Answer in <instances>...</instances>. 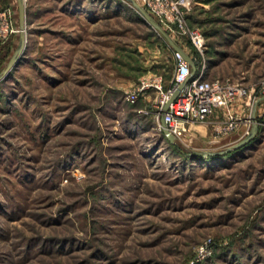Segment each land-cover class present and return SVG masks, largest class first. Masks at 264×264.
<instances>
[{
  "label": "rangeland",
  "instance_id": "374dc122",
  "mask_svg": "<svg viewBox=\"0 0 264 264\" xmlns=\"http://www.w3.org/2000/svg\"><path fill=\"white\" fill-rule=\"evenodd\" d=\"M134 1L205 78L264 81V0H189L171 19ZM24 5V45L0 78V264H264V106L250 113L264 95L228 105L242 131H224L220 106L179 124L172 147L154 91L126 98L175 69L131 1ZM2 10L0 75L21 46L17 0Z\"/></svg>",
  "mask_w": 264,
  "mask_h": 264
},
{
  "label": "built area",
  "instance_id": "2783aa9c",
  "mask_svg": "<svg viewBox=\"0 0 264 264\" xmlns=\"http://www.w3.org/2000/svg\"><path fill=\"white\" fill-rule=\"evenodd\" d=\"M145 1L152 11L171 19L170 15L172 10L176 9V5L184 4L189 0H180V2L156 0L157 5L150 0ZM6 18V10L0 11L1 38H5L6 32L10 29ZM182 32L186 33L183 29ZM192 39H194L195 47L200 49L201 44H197L198 40L195 41L194 36ZM188 56L193 59L195 64L193 73L191 64L183 59L180 52L174 50L175 69L169 83L165 86L161 77L142 80L126 94L127 100L133 102L139 93L153 90L157 113L164 124L163 130L165 129L171 134H176L179 124L207 121L220 106H225L227 109V118L223 128L225 132H232L240 122L247 123L249 118H240V122H238L237 117L229 112L228 105L239 100L249 99L252 93H255V97L264 95V81H261L256 87L249 88L231 82L228 78L207 79L205 78L206 65L204 62L190 54Z\"/></svg>",
  "mask_w": 264,
  "mask_h": 264
},
{
  "label": "water",
  "instance_id": "95a60500",
  "mask_svg": "<svg viewBox=\"0 0 264 264\" xmlns=\"http://www.w3.org/2000/svg\"><path fill=\"white\" fill-rule=\"evenodd\" d=\"M129 1H131L140 10V12L150 22V24H152V26H154L155 28L160 30V32L167 38V41L171 44V46L174 48V50L180 52L182 57H183V59L191 64L192 73H193L194 70H195V64L193 62V59L190 58L188 56V54L186 52H184V50L182 48H180L177 44H175L172 41V39L161 29V27L150 17V15L144 9H142L134 0H129ZM17 4H18V19H19V25H20V31H21V34H20L21 46L15 51V53L10 58V60L7 63L6 67L4 68L2 74L0 75V78L2 76L6 75V73L12 68L14 63L17 61V58H18L19 53L21 52L22 46L24 45V22H25L24 0H17ZM252 116L254 117V111L252 113ZM163 126H164V124H163ZM163 131H164V134H165L166 138L171 143H176V139H175L173 134L167 132L165 129ZM256 133H257V126L253 125L251 131L249 132V134L246 137H244L242 140H240L239 142L234 144L231 148L234 149V148H239L241 146L246 145L248 142L251 141L252 138H254Z\"/></svg>",
  "mask_w": 264,
  "mask_h": 264
},
{
  "label": "crops",
  "instance_id": "0c3cea01",
  "mask_svg": "<svg viewBox=\"0 0 264 264\" xmlns=\"http://www.w3.org/2000/svg\"><path fill=\"white\" fill-rule=\"evenodd\" d=\"M245 102H248V101H245ZM241 103H243V101L242 100H239V101H236L235 103L230 104V109L231 110H235L236 108L238 109L239 107H242L243 104H241ZM262 106H264V96L259 97L257 100H255L253 102V105H252V108H251V112L250 113L252 114L253 111H254V116L259 117V115L261 113L260 111L262 110ZM220 110H221V115L224 116V111H222L223 108H220ZM246 125L247 124L244 123V122L239 123L238 128L235 130V132L238 131V130L242 131L244 128H246Z\"/></svg>",
  "mask_w": 264,
  "mask_h": 264
},
{
  "label": "trees",
  "instance_id": "16d2710c",
  "mask_svg": "<svg viewBox=\"0 0 264 264\" xmlns=\"http://www.w3.org/2000/svg\"><path fill=\"white\" fill-rule=\"evenodd\" d=\"M168 141V140H167ZM168 143L172 146V147H175L176 148V144H174V143H171L170 141H168ZM249 143H251V141L250 142H248L246 145H248ZM246 145H244V146H242L241 148H239V149H242V148H244Z\"/></svg>",
  "mask_w": 264,
  "mask_h": 264
},
{
  "label": "bare ground",
  "instance_id": "6f19581e",
  "mask_svg": "<svg viewBox=\"0 0 264 264\" xmlns=\"http://www.w3.org/2000/svg\"><path fill=\"white\" fill-rule=\"evenodd\" d=\"M178 134V132H176Z\"/></svg>",
  "mask_w": 264,
  "mask_h": 264
}]
</instances>
